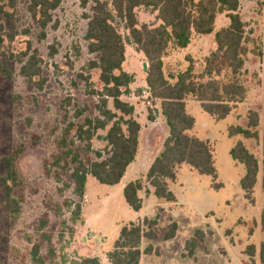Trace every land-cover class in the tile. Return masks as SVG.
<instances>
[{
  "label": "rangeland",
  "instance_id": "rangeland-1",
  "mask_svg": "<svg viewBox=\"0 0 264 264\" xmlns=\"http://www.w3.org/2000/svg\"><path fill=\"white\" fill-rule=\"evenodd\" d=\"M89 13V5L83 7L81 0H62L52 11V21L44 36L28 13L27 0H18L11 17L0 15V178L6 172L1 158L19 145L23 147L16 160L22 182L14 189V196L21 201V212L15 220L7 215L0 183V264H34L30 256L32 243L28 238L41 243L47 264H69L68 260H77L79 255L98 256L102 264H111L107 253L113 248L121 227L145 217L158 219V236L142 238L141 248L151 246L152 252L142 253L140 264H260L259 245L264 241L260 222L264 208L261 166L264 0H239L238 14L244 24V45L248 48L246 71L241 76L246 86L244 100L222 119L206 113L191 97L186 100V111L195 120L189 134L210 142L216 176L200 174L188 164H180L176 167L175 179L167 181L168 189L175 196L173 201H168L148 191L145 174L140 177L143 207L138 212L125 201L121 184H103L88 176L86 194L80 200L73 194L68 173L62 174V181L58 183L54 176L44 172V162L51 163L53 156L60 154L59 140L71 124L67 140L73 139L72 147L82 158L95 159V152L104 154L108 127L95 132L90 151L85 150L86 142L76 137L77 124H82L86 118H103L99 99L92 93L101 91L103 86L99 70L89 67V62L97 59V54L88 51L85 39V15ZM136 14L140 25L159 22L151 9L139 7ZM228 22L225 13L218 14L213 33L194 34L187 49H168L163 63L165 75H176L184 70L189 64L187 55L195 63V72L202 71L204 57L216 48L214 32ZM115 24L125 42L122 68L132 76L131 84L123 89L120 99L134 107V118L141 125L140 151L156 157L163 149L162 140L168 130L160 100L147 89L143 70L144 62L148 67L146 58L129 38L123 21L116 18ZM33 53L40 60L41 75L31 81L21 74L20 68ZM39 80H42L41 88L36 84ZM106 108L119 113L111 98ZM78 112L81 114L77 115ZM251 112H256L259 118L254 127L249 126ZM231 126L248 128L257 135L252 138L230 135ZM239 141L255 155L259 164L252 201L244 196L240 185L244 165L230 155L232 146ZM67 201L81 204V213L76 219L70 208H66ZM54 204L62 206V215L56 214ZM43 217L48 219V224L39 231ZM172 221L178 224L176 235L165 239ZM196 229L204 230L205 237L189 256L185 242ZM43 233L51 237L54 257L49 256ZM250 245L255 249L252 256L248 254ZM63 254L65 262H62Z\"/></svg>",
  "mask_w": 264,
  "mask_h": 264
},
{
  "label": "trees",
  "instance_id": "trees-1",
  "mask_svg": "<svg viewBox=\"0 0 264 264\" xmlns=\"http://www.w3.org/2000/svg\"><path fill=\"white\" fill-rule=\"evenodd\" d=\"M62 0H27V10L32 20L41 29V36L52 21V11L57 9ZM18 0H0V15L11 17L17 8ZM81 5H89L90 13L86 14L87 28L85 39L88 51L97 54V59L89 62L91 69L99 70L101 91L96 94L103 118H86L76 125V137L86 142L85 150L90 151L91 141L98 129H105L106 142L104 154L95 152L96 158H82L72 145L73 139L67 140L72 124L67 126L59 140L61 152L53 156V161H45L44 172L61 182V175L68 173L72 181L73 194L82 200L86 191L87 176L91 175L103 184H118L127 167L134 161L139 145L140 123L134 118V107L120 99L123 89L129 87L132 76L123 70L125 60V42L119 33L115 19L119 18L128 30L129 38L143 53L148 62L145 83L151 96L160 100L161 114L168 127V136L163 141V149L150 165L146 178L158 198L168 201L175 199L168 189L167 181L176 177V167L188 164L200 174L215 177L216 167L213 150L208 140L189 134L194 126V117L186 111V100H196L201 108L216 119L225 118L237 103L244 100L246 86L241 76L244 69L248 48L244 45V24L238 14L239 0H81ZM144 7L156 12L158 24H139L136 9ZM225 13L229 22L214 32L216 48L204 57L202 71L195 72V63L186 56L188 66L176 75H165L163 63L168 49L178 50L187 47L194 34H211L218 14ZM171 47V48H169ZM37 55L30 54L21 65L20 72L29 80L41 75ZM86 81L88 77L85 78ZM42 80L36 81L41 88ZM111 98L117 112L106 108ZM70 101V100H68ZM78 112L77 115H80ZM150 119H153L150 116ZM256 112H251L249 126L258 125ZM230 135L242 134L245 138L256 137L257 133L241 126H231ZM37 143V141H34ZM19 145L1 161L6 168L0 178L3 202L7 215L15 220L21 212V201L14 196L15 187L22 179L16 168V160L22 153ZM231 157L244 165V174L240 185L244 196L252 201V193L257 181L259 164L253 153L243 144L236 142L231 150ZM262 187L264 188V125L262 136ZM68 185V184H64ZM69 187V186H68ZM143 188L142 178L129 181L123 189L125 201L133 211H139L142 198L139 192ZM62 191V188H59ZM67 201L66 208L76 219L81 213L79 202ZM73 207V208H71ZM57 215L63 214L62 206L54 204ZM72 218V219H73ZM260 222L264 230V208ZM48 224L45 217L40 219L38 230L42 231ZM178 224L170 223L165 239L176 235ZM205 231L196 229L186 240L185 250L192 256L200 247ZM158 236V219L143 218L142 221L130 222L121 227L113 248L107 253L111 264H140L142 253H151L152 247L141 248L142 238L154 239ZM48 245L49 256L54 257L51 237L42 234ZM30 252L32 263L47 264L41 253V243L32 242ZM252 256L254 246H249ZM79 255V254H78ZM62 262L66 261L63 254ZM77 260H68L69 264H102L97 256H77ZM260 264H264V241L259 245Z\"/></svg>",
  "mask_w": 264,
  "mask_h": 264
},
{
  "label": "crops",
  "instance_id": "crops-1",
  "mask_svg": "<svg viewBox=\"0 0 264 264\" xmlns=\"http://www.w3.org/2000/svg\"><path fill=\"white\" fill-rule=\"evenodd\" d=\"M189 46V45H188ZM187 46V47H188ZM187 47L183 48V49H178V50H184V49H187ZM208 55V54H207ZM206 55V56H207ZM188 56V55H187ZM191 57V56H190ZM192 58V57H191ZM163 117V116H162ZM163 122L164 124L166 125L165 121H164V118H163ZM162 124V125H164ZM155 126V125H153ZM167 126V125H166ZM156 127V126H155ZM168 128V127H167ZM165 132V130H163ZM141 136H142V130H140V133H139V145H140V141H141ZM168 136V130L167 132L165 133L164 135V138L162 140V143L164 141V139ZM138 145V150H137V153H136V157L134 159L133 162H131L129 164V166L127 167L126 169V172L124 174V176L122 177L121 181L118 183V184H121V190L124 189V186L131 180H134L136 178H140L141 176H144L150 165L152 164L153 160L155 159V157H151L150 155L148 156V153H144L142 151H140V147ZM149 145H150V149H151V142H149ZM149 152V151H148ZM88 176H91V175H88ZM87 176V178H88ZM87 183V181H86ZM117 185V184H115ZM150 193L152 194V190L150 189L149 190ZM85 194H86V191H85ZM139 196L141 197V192H139ZM143 202V201H142ZM143 207V206H142ZM142 209V208H141ZM140 209V210H141ZM139 210V211H140ZM138 212V211H137ZM94 256V255H93ZM98 257V256H97Z\"/></svg>",
  "mask_w": 264,
  "mask_h": 264
},
{
  "label": "water",
  "instance_id": "water-1",
  "mask_svg": "<svg viewBox=\"0 0 264 264\" xmlns=\"http://www.w3.org/2000/svg\"><path fill=\"white\" fill-rule=\"evenodd\" d=\"M143 70L146 72L147 71V64L146 62L143 63Z\"/></svg>",
  "mask_w": 264,
  "mask_h": 264
},
{
  "label": "built area",
  "instance_id": "built-area-1",
  "mask_svg": "<svg viewBox=\"0 0 264 264\" xmlns=\"http://www.w3.org/2000/svg\"><path fill=\"white\" fill-rule=\"evenodd\" d=\"M149 102V101H148ZM150 103V102H149Z\"/></svg>",
  "mask_w": 264,
  "mask_h": 264
}]
</instances>
